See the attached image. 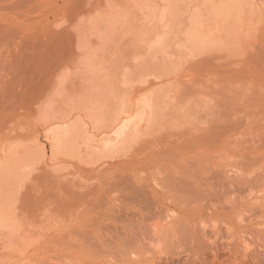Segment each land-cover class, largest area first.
Returning <instances> with one entry per match:
<instances>
[{"label": "rangeland", "instance_id": "1", "mask_svg": "<svg viewBox=\"0 0 264 264\" xmlns=\"http://www.w3.org/2000/svg\"><path fill=\"white\" fill-rule=\"evenodd\" d=\"M131 1L135 0H101L100 5L104 9H100L99 0H0V143L3 138L11 135L24 136L26 139L13 144L4 155L15 150L24 152L23 148L29 146L34 148V152L41 149L40 142H29L30 139L36 140L39 134L37 130L40 131L39 128L32 129L29 126L38 125V109L44 107L56 117L66 116L74 104L70 100L74 94L71 92L72 81L77 87L78 80H88L89 75L83 74L84 66L83 68L78 63L73 64V67L65 71L66 84L71 81L70 86L66 87L65 84V91L51 93L53 96L49 97L53 90L49 84L55 79L56 68L58 69L68 54L70 56L80 50L88 53L85 55L88 58L90 53L93 54L90 59L97 54L96 59L99 62L104 58L108 61L110 57L105 49V55L102 54L103 47L108 44V31L100 24L101 20H95L104 17L108 4L115 5L120 2V10ZM214 1L160 0V4L154 6L156 10L153 7V10L145 11V7L148 9L147 6L153 2L138 0L139 8H144L143 13L146 15L140 24L143 23L146 27L148 23L147 26L152 27V33H155V29L156 32L160 30L158 26H171L173 35L169 40L176 45L185 26L188 30L195 27L193 34L203 32V28H199L203 22L205 31L213 28L210 25L213 21V10L218 3L217 0L215 3ZM162 3H165L164 6H161ZM178 7L184 10L180 11ZM97 9L100 10L96 11ZM263 14L264 0L261 1L258 19H263ZM77 15L81 17L77 18ZM201 17L204 18L201 20ZM161 19L165 23L157 22ZM258 24L257 22L256 25ZM262 26L264 23L259 24V27ZM100 28L104 29L106 37L102 36L103 31H97ZM145 29L142 30L147 31V34L150 30ZM152 33L149 32L148 35L151 37ZM78 37L82 39V47L76 42L80 40ZM140 40L131 44L134 53L126 55L124 59L119 58L120 62L128 64L134 55L139 56L143 52L140 47L144 48L141 46L144 38ZM95 41H100L102 45ZM92 44V50L87 51ZM218 44L217 51L225 56L222 66L234 67L229 62L237 59L239 48L234 43L227 44V41L217 42V46ZM255 45L258 50L264 48V36ZM77 46L80 49L78 47L77 50ZM84 47L86 52L83 51ZM183 48L176 46L179 53L174 52V55L179 54V62H163L158 65L152 64V58L144 59L142 61H146L148 71L137 77H134V73L126 74L129 78L126 82L128 80L132 84L130 86H136L141 79L153 81L155 76L157 78L161 74L164 77L158 78L161 84L154 91L160 95L156 98L158 104L156 114L153 112V124L150 123L138 133L130 129L121 143H116L108 136L107 139L105 135L108 125L100 126L101 131L95 129L94 125H88L89 148L76 159L61 163L49 152L33 172L17 179L16 206L21 207H18V213L12 217L15 219L14 226L20 229L19 238L7 250L0 249V264H130L120 255L124 252V247L138 250L139 260L135 264H230L231 261H234L233 264H264V224L255 225V228L261 227L259 230L256 228L255 233L252 223L253 226H249L248 232L246 224L253 219L256 222V219L250 218L253 212L244 205L252 198L248 196L251 193L249 185L259 178L260 182L261 179L264 181V148L260 147L256 151L246 148L254 144V139L264 135V126L258 125L256 116L248 110L245 115H240L237 92L241 85L235 81H232L220 98L211 96L206 88L210 83L204 84L205 79L209 78L206 75L202 77L206 70H191L189 64L184 63L189 61L190 54ZM169 54L173 55L170 52ZM98 61L95 60L97 65ZM111 61L113 64L120 63L114 58ZM105 66L108 67V62ZM122 67L123 64L121 70ZM126 75L123 77L126 78ZM189 77L202 80L204 86L201 97L188 98L185 88L189 84ZM124 78L121 77L123 83ZM149 93L150 90H147L139 94L140 98L139 95L136 96L138 98L134 104L129 100L133 95L126 92L121 104L114 103L112 109L116 107L117 115L131 110L133 104L135 106L147 98ZM250 103L251 101H246L245 104ZM112 114L113 118L115 114ZM73 121L60 124V130L66 131L73 127L74 125H70ZM242 130L246 133L244 137L238 134ZM205 134L219 136V146L211 147V144L199 141ZM41 136L39 135L40 138ZM196 137H199L198 141ZM41 142H47L43 136ZM138 147L141 149L140 153ZM122 152L125 156L120 155ZM113 156L115 159L110 160ZM97 161H100L96 165L98 168L91 169L90 163ZM102 162L106 163L103 165ZM263 181L260 184H264ZM25 193L32 197L28 195L30 201L27 198V207L24 203L26 197L22 196ZM246 197L249 200L245 202ZM55 203L58 204L57 207ZM237 209V216L240 211H244L245 216L244 220L238 218L240 223L238 221L235 224ZM263 219L258 222H264ZM169 220L173 222L172 225L167 223ZM135 222L139 224H134ZM237 224H243L242 227L247 231L245 235L244 230L241 231ZM156 225H160L162 230L154 234ZM238 228L241 231L239 234L243 235L242 240L247 238L244 245L253 248L258 240L255 252L254 249L248 250L251 253L242 251L238 245L241 239ZM251 230L254 236L256 234L255 238L251 237ZM257 230L259 233L262 230L263 233L259 235ZM59 234L64 235L63 240H59L62 237ZM209 238L212 240L209 241ZM214 240L218 242L217 249H222L217 259L214 258L212 248L207 249ZM221 242L226 246L223 245L225 249ZM230 242L233 246L229 245Z\"/></svg>", "mask_w": 264, "mask_h": 264}, {"label": "bare ground", "instance_id": "2", "mask_svg": "<svg viewBox=\"0 0 264 264\" xmlns=\"http://www.w3.org/2000/svg\"><path fill=\"white\" fill-rule=\"evenodd\" d=\"M150 1L153 2L152 0H150ZM184 1H186V0H184ZM261 1L262 0H220V1L217 0V2H218L217 7L215 8V10H213L214 13L212 11L213 15L211 14L213 21L211 22L212 25H210V26H213V28L211 30L205 31L204 30L205 28L203 27L204 26L203 25L204 22H203V24H200L201 26L198 24L200 26L199 28H201V29L203 28V32L198 33V34H195V32H194V34H193V31H195V27H192L191 29L188 30L185 26V28L184 27L182 28V36H179V37L177 36L178 40H177L176 45H174L175 44L174 41L172 43L169 40L172 37L171 35H173L171 26H162V27L158 26L157 28H159L160 30L156 32V29H155V33L151 32L152 27L150 26L151 28H149L147 26V25H149L148 23H146L147 24V25H145L146 27H144V24L142 23L143 24V27H142V24H140V23H141V21H143L142 18H144L143 16L145 15V13H143L144 8L143 9L139 8L140 3L137 4L138 0H137V2H136V0L131 1L130 3L126 4L123 9H120V10H118L120 2H118L115 5L108 4V6H106V8H105V10H107V11L105 12L104 17L99 18V19L96 18V20H95V21L101 20L100 24L103 25V28L105 26L106 32L108 31L107 32V34H108V39H107L108 40V44H107L108 48L106 49V47H107L106 46V47H103V49H102L103 50L102 54H104V49H105V53L106 54L108 53V56L110 57V58H108V61L104 60L105 59L104 58L103 61L101 60L102 62H99L97 60L98 58L96 59L97 54H96L95 58L90 59L91 55H92V57L94 56L93 54L90 53V56L88 58L87 56H85L88 53L85 54L84 52H82V50H80L79 52L76 51L74 53H71L70 56H69V54H68V56H66V58L63 60V62L59 65L58 69L56 68L57 74L55 75V73H54L55 79H52L50 81L49 87L51 86L53 88V90H52V92L49 93L50 95L49 94L48 95H49V97H52L53 94H51V93L58 94V92H63V90L65 91V84L67 82V80H66L67 78H65V73H66L65 71H66V69L68 70L69 67H73V64L78 63L82 67L84 66L85 69H83L84 71L83 70L82 71H83V74L86 73L85 76H87L89 73L88 80H86L84 78H83V80H81V79L78 80L79 86L77 85V87H76V85H75L76 83H74L73 81L71 83L72 84L71 92L74 94H72L73 96H72V99H70V100H72L74 102V104L71 105L70 112H68L67 115L64 117H56L50 111H48V109H46L44 107H40L38 109V112L36 114V120L38 122V125H29V126H31L32 129L39 128L40 131L37 130V132L39 134L37 135L38 137L36 138V140L31 141V139H30L29 142H31V143H34V142L39 143L40 142L42 144V147L39 151L34 152L33 151L34 148L32 146H29L28 148L25 147L26 150H25V148H23L24 152H17L15 150L9 155H4V152L6 150H8L13 144H15L17 142L25 141L26 139L24 138V136H19V135L7 136L5 139L3 138V142L1 141V143H0V249L7 250L19 238L20 229L14 226L13 223H14L15 219L12 217L18 213L17 212L18 207H21V205L16 206V205H18V200L16 201V197H15L16 196L15 188L17 185V179L33 172L35 167L38 166L37 164H39L40 161L42 162V159L44 160V158H46V156L49 155V152H51V154L53 155V158L56 161H59L61 163H69L70 161H73L74 159H76L79 154H81L85 149L89 148L88 133L90 131V128L88 127V125L96 126L95 129H97L98 131L102 130V127L100 128V126L108 125V130H107L108 132H106L105 136L106 137L108 136L111 139L113 138L116 143H121L122 140L126 139V136L129 133L130 129H133L134 133H138V132H141L142 130H144L145 128H147L150 123L153 124V121L155 120L154 119L155 118L154 113L157 111L156 108H157V104H158V100H157V104H156V98H158V95H160L158 92L154 93V91H157L158 86L161 84L160 82H158L159 81L158 78L162 77L161 76L162 74L157 75V78H155L156 77L155 76L153 81H151L152 79L151 80L148 79V80H144V81L142 79L138 80V82L136 81L138 83L136 86H130L132 84L128 82L129 78H127V75H126V74L130 75L131 73L132 74L134 73V74H136L134 77H137L140 74H142V72L148 71L149 69L146 66L147 65L146 61L145 62L142 61L144 59L149 60L152 58V64L156 63L158 65L162 64L163 62H166V63L167 62H175V61L179 62L180 61L178 59L179 54L174 55V52L179 51V50H176V46L184 47L183 50L187 54H190L189 61H185L184 63L189 64V68L193 71H196V72H198V70H200V71H204V69L206 70V72H204L202 77L204 78L206 75V78H209V80L205 79L204 84L210 83V85H208L206 87L210 91V95L215 97L216 99H218L222 96L223 93H225V90H227L228 86L231 85L232 81H235V83L240 84L241 87L238 89V92H237V95L239 97L238 98V104L240 107V110H239L240 115H245L247 113L246 110H248L249 113H254V115L256 116V122L258 123V125H261L263 127L264 126V48L258 50L257 45H255L256 41L264 36L263 35L264 34V26L259 27V24L264 23V18L261 19L262 18L261 17L260 19H258L260 17ZM177 2H179V1H177ZM215 2H216V0L214 1V3ZM100 3H101V0H99L98 6L100 5ZM171 3L172 2H170V4ZM192 3L194 4L195 1H193ZM210 3H211V1H210ZM158 4H160V0L153 2L150 6H147L148 9H146V7H145V11L146 10L149 11L151 9L153 10V7L154 6L157 7L156 5H158ZM164 4L165 3H162L161 6H164ZM168 6H169V4H168ZM99 7H100V9H104L103 5H100ZM155 7H154V9L156 10ZM178 8L180 9V7H178ZM100 9H97L96 11H99ZM181 9H180V11H181ZM155 10H154V12H155ZM182 10H184V8ZM167 11H168V9H167ZM190 11H191V9H190ZM210 11H211V9H210ZM169 12H171V11L169 10ZM262 13H261V16H262ZM147 14H148V12H147ZM185 14H186V12H185ZM188 14L189 13L187 12V15ZM147 16L149 17V14ZM79 17H81V15H77V18H79ZM145 17H146V15H145ZM198 17H200V16H198ZM202 18H204V17H201L200 19L202 20ZM95 21H93V22H95ZM158 21H159V23H161L163 20L162 19L157 20V22ZM165 21H166V15H165ZM165 21H163V22L165 23ZM208 21H210V20H208ZM171 22L174 23V21H172V20H171ZM257 22L259 23L258 25H256ZM160 25H163V24H160ZM208 25H209V23H208ZM141 28L143 30H144V28L149 29L150 31H148V33L149 32L152 33L151 37H150V35H148V33L146 34L147 31H143ZM153 28H154V26H153ZM208 28H209V26H208ZM97 31H100V32L103 31L102 33L104 35H102V36L103 37L107 36V34L105 36L106 32L104 31V29L101 30V28H100V30L98 29ZM153 32H154V30H153ZM100 37H97V38L99 39ZM177 37H176V39H177ZM80 38L78 37V40ZM143 38H144V40H143L144 43L142 41L141 46H144V48L140 47V44H139V47H140V49L143 50V52L141 51L139 56L137 54H136L137 56L134 55L131 62L128 61V64L123 63L122 60H121L122 62H120L119 58L124 59L127 57L126 55H132L134 53L131 44L135 41L140 42L141 41L140 39H143ZM81 41H82V39H80L79 41H76V42H78V45L81 46ZM225 41H227V44L234 43L240 50V52L238 51L237 59L234 62H229V63H231L230 65H234V67H232V68H230L229 65L227 67L222 66V61L224 60L225 56L222 55V53L220 51H217V49H216V48H219V44L217 46V42L224 43ZM93 42H94V40H93ZM95 42H97V41H95ZM98 43L101 44L100 41H98L97 44ZM106 43H103V44L105 45ZM97 44H96V46H97ZM93 45L94 44H92L89 47V49H87V51L92 50ZM214 45L217 47H215ZM80 46H77V50H78V47L80 49ZM96 46H94V47H96ZM130 47L132 50L130 49ZM133 47L136 48L135 45H133ZM97 48H98V46H97ZM101 48H99V49H101ZM220 49H221V47H220ZM83 51H85V47H84ZM189 51H190V53H189ZM169 52L173 55L170 56ZM83 53H84V55H83ZM94 53H96V52H94ZM180 56L182 57V53H180ZM184 57H186L185 54H184ZM113 58L117 61V63L119 60L120 63L116 64V62H115V64H113V62L111 61ZM158 59H159V61H158ZM187 59H188V56H187ZM95 60L98 61V65L100 63H101V65L98 66L96 64ZM156 61H158V62H156ZM107 62H108V67L105 66V63H107ZM121 63L123 64L122 70H121V66H122ZM80 65H78L79 67L78 66L77 67L81 68ZM124 65H126V66L124 67ZM88 67H89V69H88ZM222 67H225V68H222ZM86 68H87V70H86ZM211 68H214V69H211ZM78 70H80V69H78ZM89 70H91V71H89ZM164 74H166V73H164ZM90 75H92L91 78H90ZM125 75H126V78H124ZM121 77H122V79L123 78L125 79V81H124L125 83H123V80L121 79ZM166 77H167V75L165 76V78ZM162 78H164V77H162ZM186 78H187V76H186ZM126 79H128L127 82H126ZM70 82L68 84H66V87H68V85L70 86ZM198 82H200V83H198ZM188 83L189 84L185 88V92L188 94V98H191V97L199 98L203 95L202 88L204 85L202 84V80H200L198 78L195 79L194 77H191L189 79ZM73 84L75 86H73ZM128 86H130V87L127 89L126 87H128ZM147 90H150L148 97L139 101V103H137L138 105L136 104L134 106V104L136 103V102L134 103V101H136L135 99L138 98L136 96H138L139 94L141 95L143 91H147ZM152 90H153V92H152ZM71 92L69 91V93L68 92L67 93L70 94ZM122 92H124V94H122ZM126 92H128L129 95H131V94L133 95L131 99L129 98V100L132 103H134L133 108H132L133 110L131 109L132 111L131 110L123 111L122 113H119L117 115V112H116L117 110H115L116 107L114 109H112V106L116 102L117 103L120 102V104H121V102L124 100L123 98H125ZM151 92L154 94H152ZM182 92H183V89H182ZM146 94H147V92H146ZM140 95H139V98H140ZM245 100L251 101V103L246 105ZM126 102H127V100H126ZM161 104L162 103L160 102V105ZM130 107H131V105H130ZM117 109H119V108H117ZM120 109H121V106H120ZM112 111H113V114H115L113 118L111 116ZM114 111H115V113H114ZM115 116H116V118H115ZM72 120H74V121L70 125H74L73 127L69 128L66 131H65V129L60 130V127H61L60 124L70 122ZM140 124H144V125H140ZM130 125H134V126H130ZM238 134H239V136L241 135V137H244L246 133H245V130H242L241 132L238 131ZM39 135L40 136L42 135L44 137V140L47 142L42 143L41 142L42 136L40 138ZM108 137H107V139H108ZM107 139H106V141H107ZM111 139H109L110 142L111 141L113 142V140H111ZM198 139H199V137L196 140L198 141ZM199 141H201L203 143L205 142L207 145L211 144L210 145L211 147L213 145H216V147H217V146H219V143L221 140H220V137L217 135L213 136L210 134H205V135H203V139H201ZM260 147L264 148V135L257 138V139H254L253 145H251L249 147L246 146V148H248V150H252V151L259 150ZM137 149H139V147ZM140 151H141V149H139V152L138 151L137 152L140 153ZM164 153H165V151H164ZM168 153H169V151H168ZM170 153H171V151H170ZM120 155L125 156V154L123 152ZM109 159L114 160L115 158L113 156L112 158L110 157ZM99 162L100 161L90 163V165L92 166L91 169L98 168V166H96V165ZM104 163H106V162H102L101 164L104 165ZM258 174L260 175V173H258ZM263 176H264V174H263ZM257 178H259V177H257ZM257 178H256V180H257ZM254 181H255V177H254ZM262 181H263V179H261V182ZM257 182L259 184L261 183L260 178L254 184L252 183L249 185V188L251 189L250 190L251 193L248 196L252 197L251 200L248 201L249 199L247 200V197H246V200L244 199L245 202L248 201L244 205L250 210V212H253V215H251L250 218L254 217L256 219V222L254 221V219L249 223L246 222L247 223L246 228L248 229L249 226L251 227L252 223H254L253 224L254 229L252 228V230L255 233H256L255 229L257 228V227L255 228V225L256 226H258V225L262 226V224H264V222H262V223L258 222V220L264 218V184L259 185ZM263 183H264V181H263ZM26 193H28V192H26ZM26 193L23 194L22 196H23V198L26 197L24 203L26 204V207H27L28 201L26 202V200L28 198V200L30 201V198H29L30 194H28L29 195L28 196V195H26ZM78 196H80V194H78ZM241 198H243V197H241ZM21 201L23 202V200H21ZM242 201H243V199H242ZM24 203H23L22 207H24ZM61 203L63 204V202H61ZM241 204H242V202H241ZM55 205L57 207L58 204L55 203ZM55 205L53 206L54 208H55ZM63 205L65 206V204H63ZM60 208H62V207L60 206ZM20 210H21V208H20ZM56 210H58V208H56ZM237 211H239V209H237L235 211L236 212L235 217L237 218V222H235V224L238 223V221L240 223V219L238 220V218H241L244 220V216H245L244 211H240L238 216H237ZM245 220H246V218H245ZM169 221L167 223L169 225H172L173 222H171V221L169 222ZM129 222H131V221H129ZM134 224H139V223L135 222ZM238 225L239 224H237V227H240L241 231H242V229L243 230L245 229V227L244 228L242 227L243 224H241L242 226H240V225L238 226ZM260 226H259V228H257L258 230L261 229ZM168 228H170V227H168ZM262 228L264 229V226H262ZM240 229L238 228V230H237L238 234L239 233L241 234ZM160 230H162L161 226L156 225L154 227V234H155V232L159 233ZM245 230H244L245 233L243 232L244 235L247 232ZM252 230H251V234H252L251 237L254 236V234L252 233ZM260 231H261L260 233L258 231L259 235L261 233H263L262 230H260ZM248 232H250V228H249ZM216 234H218V233H216ZM230 234H233V232H231ZM234 234H233V236H235ZM59 235H61V234H59ZM218 235H217V237H219ZM239 235H238V237H239ZM63 236L59 240H63ZM242 236L240 235V237H241L240 240L237 238L240 241V243H238V241L236 240L238 245H240V247L242 248V251L249 252L248 250L254 249L253 251L255 252V248H257L255 246H256V243L258 242V240L256 241V239H255L254 241H256V243L254 244V242H252V244H254V247L252 246L253 248H250V247H248V245L247 246L244 245L245 240H247V238H245V240L243 239L244 240V242H243ZM248 236H250V235H247V237ZM255 236H256V234H255ZM255 236H254V238H255ZM263 236H264V233H263ZM215 237H216V235H215ZM233 238L236 239V237H233ZM232 239L230 240L231 242H233ZM261 239H260V243H261ZM208 240L211 241L212 239L209 238ZM231 242H230V244L229 243L228 244L231 245L232 244ZM241 242H243L242 243L243 246H242ZM211 243H212L211 247H207V249L209 250L210 248H212L214 258L217 259L218 256L220 255V251L222 249L221 250L217 249V248H219V246L217 245L218 242L216 240L212 241ZM221 244H222V242H221ZM233 244H234V242H233ZM233 244H232V246H233ZM246 244H247V242H246ZM223 245H224V243L222 244V246ZM257 245H258V243H257ZM224 246H223V248H224ZM241 248H239L240 251H241ZM231 249H232V247H231ZM123 251L124 252H121L120 255L123 257V259L125 261H127L130 264H135L136 261L138 262V260H139L138 250H136L135 248H132V247H124ZM249 253H251V252H249ZM249 253H245V255L249 254ZM100 254L101 253H98V255H100ZM245 255H243V256H245ZM69 256H68V258H70ZM126 256H130L132 258L129 259ZM228 261L230 262V259H228ZM232 262H234V261H231V263ZM235 263H236V261H235ZM237 264H239V263L237 262Z\"/></svg>", "mask_w": 264, "mask_h": 264}]
</instances>
